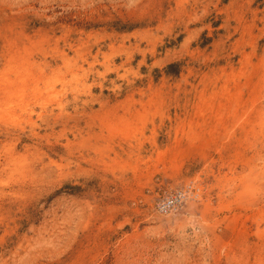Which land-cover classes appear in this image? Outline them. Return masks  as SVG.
I'll return each mask as SVG.
<instances>
[{
	"label": "rangeland",
	"instance_id": "1",
	"mask_svg": "<svg viewBox=\"0 0 264 264\" xmlns=\"http://www.w3.org/2000/svg\"><path fill=\"white\" fill-rule=\"evenodd\" d=\"M0 264H264V0H0Z\"/></svg>",
	"mask_w": 264,
	"mask_h": 264
},
{
	"label": "built area",
	"instance_id": "2",
	"mask_svg": "<svg viewBox=\"0 0 264 264\" xmlns=\"http://www.w3.org/2000/svg\"><path fill=\"white\" fill-rule=\"evenodd\" d=\"M189 190H180L177 191L165 199H163L158 205V211L161 215H168L174 211L178 205H180L187 197Z\"/></svg>",
	"mask_w": 264,
	"mask_h": 264
},
{
	"label": "trees",
	"instance_id": "3",
	"mask_svg": "<svg viewBox=\"0 0 264 264\" xmlns=\"http://www.w3.org/2000/svg\"><path fill=\"white\" fill-rule=\"evenodd\" d=\"M124 29H127L126 27H124ZM129 30V29H127ZM166 73L167 75H174V76H178L180 73V68L178 64H170L168 65V67L166 68Z\"/></svg>",
	"mask_w": 264,
	"mask_h": 264
}]
</instances>
